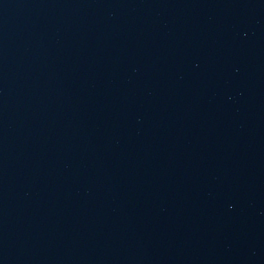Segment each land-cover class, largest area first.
I'll list each match as a JSON object with an SVG mask.
<instances>
[{
	"label": "water",
	"instance_id": "95a60500",
	"mask_svg": "<svg viewBox=\"0 0 264 264\" xmlns=\"http://www.w3.org/2000/svg\"><path fill=\"white\" fill-rule=\"evenodd\" d=\"M141 0H0V238L62 115Z\"/></svg>",
	"mask_w": 264,
	"mask_h": 264
}]
</instances>
